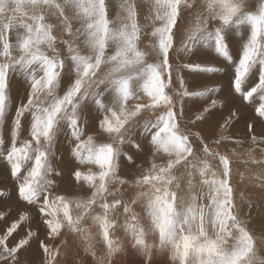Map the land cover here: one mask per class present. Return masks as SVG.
Listing matches in <instances>:
<instances>
[{
	"label": "snow or ice",
	"instance_id": "obj_1",
	"mask_svg": "<svg viewBox=\"0 0 264 264\" xmlns=\"http://www.w3.org/2000/svg\"><path fill=\"white\" fill-rule=\"evenodd\" d=\"M143 5L151 31L142 48ZM109 6V0H0V127L10 131L7 147L0 138V159L18 202L36 210L46 238L73 235L92 264H112L126 247L141 264H152L157 249L173 264H264L239 215L232 161L219 151L230 139L228 127L244 115L232 110L222 123L217 119L214 140L191 130L233 104L264 123V0H118L115 19ZM234 33L242 41L236 48ZM202 48L216 64L193 59ZM181 59L188 62L176 63ZM217 78L221 83H208ZM190 83L200 87L190 90ZM20 84L25 94L16 102ZM26 122L29 138L21 140ZM94 131L107 140L98 141ZM61 135L70 158L87 168L69 173L88 186L87 197L57 192L63 174L53 160L60 158ZM147 151L150 166L131 182L122 179V165ZM9 195L0 192V199ZM33 218L21 211L0 235V264H23L20 253L33 242L46 264H58L59 249L38 232L21 236ZM118 227L123 239L114 236Z\"/></svg>",
	"mask_w": 264,
	"mask_h": 264
},
{
	"label": "rangeland",
	"instance_id": "obj_2",
	"mask_svg": "<svg viewBox=\"0 0 264 264\" xmlns=\"http://www.w3.org/2000/svg\"><path fill=\"white\" fill-rule=\"evenodd\" d=\"M256 2L258 3L259 0H256ZM137 3L139 5L140 0H137ZM109 5L110 19H115L117 12L120 11L118 7V0H109ZM146 15L147 5H143L141 7L139 16V23L141 24L144 33L140 41V46L142 48L146 44H148L150 40V36L148 35V33H150L151 31V27L149 25V22L144 18ZM189 23L190 19H186L184 22V26L188 27ZM145 25L149 26L145 27ZM244 31L245 29H243V32ZM243 32L242 30H240L241 35L245 34ZM234 40V48L239 47V45L242 43L240 37L235 35ZM177 47H179V39L177 40ZM201 52L204 54L205 49L202 48ZM203 54H200L199 56L193 59L195 61H200L201 58H203V60L208 63H217L209 56L207 58L211 60L206 59V57H202ZM185 62L188 61L181 59L176 63ZM185 76L187 80L195 79L187 76L186 73ZM208 83L219 84L221 83V81L217 78L212 81H209ZM199 87L200 85L198 83L189 84L190 90H196ZM24 94V86L22 84L17 85L13 92L14 100L18 102L20 98L24 96ZM199 107H202V105L198 106L197 108H194L192 112L198 111ZM232 110H237L238 114L244 115L245 118L239 120L238 123H234L233 125H230L228 127L226 135L230 139L225 142L226 146L219 147V151L229 155L230 160L232 161V183L235 188L236 203L240 209L239 215L240 218L246 222L247 228L254 237L256 255L258 260H260L264 259V189L261 188V184L264 183V161H261L264 160V123L256 121L252 115L248 114V110L243 106L237 107L236 104H233L229 109H226L220 116L214 118L213 121L202 125L199 129L191 130L200 131L203 135L214 140L217 138L218 135V127L216 125V120L218 119L220 123H222L223 118H226ZM148 115V113L144 114L145 117H147ZM187 115H192V113H188ZM248 124L253 125V128L251 130L248 129ZM27 127L28 125L26 122L25 130L21 135V140L29 138ZM181 127L188 126L182 124ZM95 133L102 134V132L99 131H95ZM96 134L95 136L99 141V136ZM253 136L256 137L255 143L252 141ZM0 138H3L5 140V147L10 144V131L8 127H0ZM105 140H107V138H105ZM56 152L57 156L60 158L53 160V167L56 169L57 172H61L62 174H64V170L68 171L67 179L63 178L62 181L57 179L56 182L60 186L66 182L74 183L75 181L72 177L69 176V173L70 171L74 170V167H79L80 165H78L74 160V162L72 163V159L70 158L69 153L68 141L64 135L58 137ZM151 159V151H147L145 154L142 155H133V160L135 161V163L125 162L122 165L121 171L119 173L120 177L124 180L131 182L150 166ZM156 162H160V157H156ZM213 163L215 166V162ZM80 168L81 170H87V168L84 166H80ZM177 174L179 175V173ZM53 178L56 179L55 176H53ZM9 183H11V185L14 184L15 188V182L10 177L9 167L7 166L5 161L0 159V192L7 191L8 193L9 190L7 184ZM115 187L121 186L115 185ZM124 188L126 189L127 186H124ZM78 189L79 190H77L75 187V191H73L72 193H70V191L63 190L62 194L79 197H87L90 194V189L88 187L85 190H81V188L78 186ZM15 192L16 188L12 197L11 195H9L3 199H0V214H4L3 217H0V235H2L3 231L6 230L8 226H10L13 220L18 219L19 213L21 211H28L30 215L34 218L31 220L30 224H26L22 229H20L21 236L24 235V233L28 230L38 232L41 241L49 245L53 250H56L57 248L59 249L60 254L57 257L58 264H74V262H77L78 264L81 258L85 259L86 264H92V258L86 255V253L83 251V248L80 246V242L73 235H64L61 238L57 239L46 238L45 227L42 221L40 220V217L37 214L36 210L29 208L26 204L18 202ZM108 199L110 201L112 198L109 197ZM73 211L75 214L76 210L74 209ZM96 211H99V209L97 208ZM135 211L137 213H140L141 209L138 205L135 206ZM117 218L118 223L120 225H123L125 217L122 213V209L118 214ZM87 223L91 224V221L89 220ZM114 236L123 239V228L118 227L115 230ZM17 239H19V237H17ZM62 241H67L66 247L62 246ZM149 243H152L151 239L149 240ZM20 259L22 260L23 264H46V258L44 256L43 249L40 248L36 242L32 243V247L20 253ZM141 260L142 257L140 256V254L135 253L134 251H129L126 247L122 253L113 258L112 264H141ZM152 260V264H173L170 254L167 251H161L159 249L154 251L152 255Z\"/></svg>",
	"mask_w": 264,
	"mask_h": 264
},
{
	"label": "crops",
	"instance_id": "obj_3",
	"mask_svg": "<svg viewBox=\"0 0 264 264\" xmlns=\"http://www.w3.org/2000/svg\"><path fill=\"white\" fill-rule=\"evenodd\" d=\"M243 35V34H242ZM201 54H203L202 52H201ZM202 57H204V56H202ZM208 60H211V59H208ZM192 78H195V77H192ZM195 79H197V78H195ZM93 134L95 135L96 133H95V131L93 132ZM96 135H98L99 136V141H106L105 140V138H107L106 137V135H104L103 133L102 134H100V133H97ZM104 135V136H103ZM74 161L72 160V163H73ZM76 165V164H75ZM80 167V166H79ZM82 171H85V170H83L82 169ZM67 173H68V171L67 170H64V174H63V178L64 179H67V177H68V175H67ZM70 176V175H69ZM71 177V176H70ZM8 185V193H10L11 194V197L13 196V194H14V190H15V188H14V184L13 185H11V183H9V184H7ZM66 185V186H65ZM78 186L81 188V190H85L88 186L86 185V184H81V183H64V184H62L58 189H57V191L58 192H61L62 193V191L63 190H65V191H70V193H72L73 191H75V187H76V189L77 190H79L78 189ZM7 192V191H6ZM15 197V196H14Z\"/></svg>",
	"mask_w": 264,
	"mask_h": 264
},
{
	"label": "bare ground",
	"instance_id": "obj_4",
	"mask_svg": "<svg viewBox=\"0 0 264 264\" xmlns=\"http://www.w3.org/2000/svg\"><path fill=\"white\" fill-rule=\"evenodd\" d=\"M243 29H244V28L241 29L242 32H243ZM243 33H245V31H244ZM234 36H235V35H234ZM234 41H236V40H234ZM238 42H239V41H238ZM207 51H208V50L205 49V52H207ZM203 52H204V51H203ZM203 56L206 57V59H208V58H207L208 56H206V55H204V54H203ZM209 57H210V56H209ZM254 145H255V144H254ZM261 159H262V158H261ZM261 159H260V160H261ZM263 159H264V158H263ZM261 161H264V160H261ZM260 163H262V162H260ZM2 203H3V202H2ZM6 205H7V203H6ZM1 207H2V206H1ZM3 208H4V207H3ZM158 253H159V252H158ZM159 258H160V257H159ZM152 261H153V260H152ZM31 264H32V263H31ZM129 264H130V263H129Z\"/></svg>",
	"mask_w": 264,
	"mask_h": 264
}]
</instances>
